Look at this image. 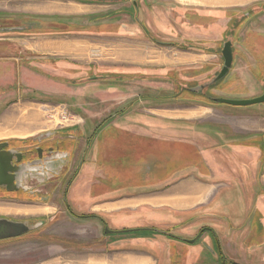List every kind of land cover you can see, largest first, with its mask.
<instances>
[{"label":"crops","instance_id":"crops-1","mask_svg":"<svg viewBox=\"0 0 264 264\" xmlns=\"http://www.w3.org/2000/svg\"><path fill=\"white\" fill-rule=\"evenodd\" d=\"M190 1L123 0L131 14L120 15V22L106 27L112 33L99 42L83 36L67 41L41 38L28 44L27 34L15 28L4 32L0 43L71 60L73 70L82 69L72 75L79 86L85 80H103L89 77L88 59L93 54L111 60L96 62L99 68L126 65L131 75L140 68H158L162 75L187 65L197 69L202 55L195 50H160L154 43L136 40L146 36L143 23L153 37L180 36L183 43L197 46L218 31L211 23L213 11L250 0ZM251 113L217 105L143 111L133 106L94 126L87 135L86 161L68 194L71 209L96 215L121 232L126 220L118 216H134L138 230L147 233L134 245L136 250L120 253L122 262L100 259L99 264H219V251L230 262L264 264V118ZM154 226L163 230L160 238L149 236Z\"/></svg>","mask_w":264,"mask_h":264},{"label":"rangeland","instance_id":"rangeland-1","mask_svg":"<svg viewBox=\"0 0 264 264\" xmlns=\"http://www.w3.org/2000/svg\"><path fill=\"white\" fill-rule=\"evenodd\" d=\"M122 2L0 0V37L4 32L13 33L15 28H19L27 34L28 44L41 38L46 41H67L73 37L83 39L80 38L83 36L99 42L109 38L106 33H112L110 29L106 32V27L120 22V15L131 14L130 7L124 6ZM199 3L205 5L202 1ZM248 13L253 16L245 21L244 16ZM135 17L138 19V12ZM207 19H203L204 29L210 25ZM211 23L218 25V31L209 36L204 35L207 37L197 46L183 43L180 36L179 39L162 34L153 37L154 34L149 32L144 23L146 39L136 38L154 43L160 50L170 46L181 52L195 50L202 55V64L197 69H190L187 65L184 70L162 75L158 68L155 71H143L140 68L131 75L125 71L126 65L99 68L96 62L107 63L111 60H101V57L93 54L94 57L88 59L92 70L89 77L105 80H85L80 86L72 75L80 74L82 69L73 70L69 66L71 60L63 56L57 59L56 54L52 55L55 52L48 55H40L38 51L26 53L14 48L13 44L0 43V142H23L44 134L56 136L62 132L77 135L84 142L89 140L88 133L91 134L93 127L101 123L105 116L133 106L142 111L210 107L214 106L212 101L222 97L238 100L241 99L239 97L259 96L264 90V75L261 74L264 70V44L258 40L260 35L264 36V0H250L240 6L231 5L228 10H215ZM127 34L124 32V35ZM227 40L234 42L235 61L229 76L218 84L216 74L223 65L220 49ZM20 57L27 58L20 60ZM159 65L156 66L161 67ZM200 87L203 89L202 95L192 92ZM217 106L249 109L252 110L251 115L264 118V106ZM34 184L27 185V192L37 195L33 197L36 202L31 206L20 203L32 199L29 196L11 195L10 198L0 199V224L8 226L11 232L10 237L0 236V264H99L100 259L107 263L113 260L118 262V259L122 262L121 256L124 254L120 253L136 250V242L147 236V233L138 230V224L132 219L134 216L128 219L126 215L118 216L126 220L123 224L125 232L105 234L112 229L109 225L107 230L97 219H84V214L66 209L61 197L53 198L51 194L57 185L44 187V183L37 181ZM150 231L151 237L160 238L163 235V230L158 226ZM123 235L127 237H118Z\"/></svg>","mask_w":264,"mask_h":264},{"label":"flooded vegetation","instance_id":"flooded-vegetation-1","mask_svg":"<svg viewBox=\"0 0 264 264\" xmlns=\"http://www.w3.org/2000/svg\"><path fill=\"white\" fill-rule=\"evenodd\" d=\"M251 16H253V14L251 13L245 14V21L250 19ZM258 38L261 44H264V36L261 37L260 35V37ZM225 44L230 45L232 63L226 75L222 79H218V76L224 66L222 51ZM220 55L223 60V65L219 72L216 74L215 80L218 81V84L224 81L225 78L229 76L230 70L233 67L235 61L234 42L228 40L223 42L220 49ZM261 74L264 75V70H262ZM102 79L105 80L104 78ZM192 92L196 95H202L203 89L202 87H200L197 89H193ZM262 95H264V90L257 97L242 98L238 100L254 99L261 97ZM219 99H224V97ZM217 100L218 99H215L214 101H212V103L214 105L220 104L217 102ZM255 106H264V103ZM81 140L82 139L80 137L78 138L77 135H67L65 132H62L56 136L53 134H44L36 139H30L23 142H0V145H3L5 143L7 144L0 148V153L2 152L1 154L8 155L7 159L9 160L11 169L7 173V175L14 177V179L16 180L14 182V185L10 187V190H8L6 186L0 187V199L4 197L10 198L11 195L29 196L32 197V199H25L20 201V203L24 204V206H31L36 202L33 200V197H37V195H32L33 193L27 192L29 189L27 185H33L34 182L37 181L44 183V187L51 184L57 185V188H55V192L51 195L54 199L61 197V203L66 207V209L71 210V206L68 200L70 187L74 182L76 175L81 171V168L86 161L90 144V139L88 141L85 140L84 142H82ZM44 198H51V196H44ZM82 218L97 219L104 226V228H107L108 230V225L105 223V220L99 218L96 215L84 214ZM0 225H4V227L6 228V231L1 236L5 238L10 237L9 235H11V232L9 227L5 224ZM110 230L109 232H105V234L111 235L115 233H122L121 231H115L112 229ZM217 260L219 264H238L235 262L227 261L220 251L217 253Z\"/></svg>","mask_w":264,"mask_h":264},{"label":"water","instance_id":"water-1","mask_svg":"<svg viewBox=\"0 0 264 264\" xmlns=\"http://www.w3.org/2000/svg\"><path fill=\"white\" fill-rule=\"evenodd\" d=\"M222 56L224 59V66L223 69L221 70L218 79H222L228 69L231 66L232 63V56H231V51H230V45L225 44L224 49L222 51ZM218 103L227 105V106H232V107H247V106H252V105H258V104H263L264 103V95L258 98L254 99H247V100H227V99H218ZM4 145H7L6 143L3 145H0V148ZM2 153V152H1ZM0 153V187L6 186L8 190H10V187L14 185V182L16 181L14 177L7 175V173L10 171L11 167L9 165V160L7 159L8 155H4ZM18 185V183H17ZM6 231V228L4 225H0V236L4 234ZM189 243H192L190 241Z\"/></svg>","mask_w":264,"mask_h":264},{"label":"built area","instance_id":"built-area-1","mask_svg":"<svg viewBox=\"0 0 264 264\" xmlns=\"http://www.w3.org/2000/svg\"><path fill=\"white\" fill-rule=\"evenodd\" d=\"M63 113V112H62ZM63 119H65V116L62 117Z\"/></svg>","mask_w":264,"mask_h":264}]
</instances>
